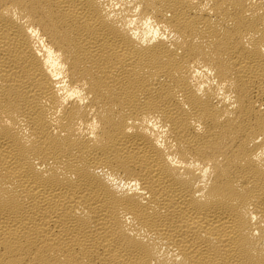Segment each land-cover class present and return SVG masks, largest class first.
I'll use <instances>...</instances> for the list:
<instances>
[{
	"label": "bare ground",
	"instance_id": "6f19581e",
	"mask_svg": "<svg viewBox=\"0 0 264 264\" xmlns=\"http://www.w3.org/2000/svg\"><path fill=\"white\" fill-rule=\"evenodd\" d=\"M0 264H264V0H0Z\"/></svg>",
	"mask_w": 264,
	"mask_h": 264
}]
</instances>
